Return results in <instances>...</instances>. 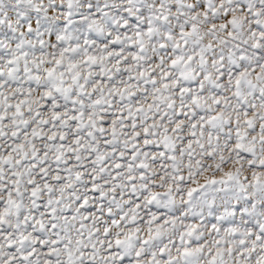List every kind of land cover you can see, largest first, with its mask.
<instances>
[{"label":"snow or ice","instance_id":"1","mask_svg":"<svg viewBox=\"0 0 264 264\" xmlns=\"http://www.w3.org/2000/svg\"><path fill=\"white\" fill-rule=\"evenodd\" d=\"M0 264H264V0H0Z\"/></svg>","mask_w":264,"mask_h":264}]
</instances>
